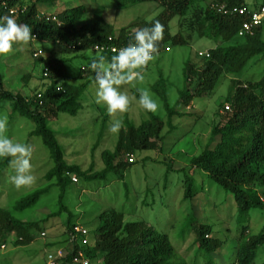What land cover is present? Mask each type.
<instances>
[{"label":"trees","instance_id":"obj_1","mask_svg":"<svg viewBox=\"0 0 264 264\" xmlns=\"http://www.w3.org/2000/svg\"><path fill=\"white\" fill-rule=\"evenodd\" d=\"M145 1H153L161 9L152 19L137 21V29L151 27L156 20L164 25L163 40L158 43V53L167 44L188 43L194 36L193 33L199 38H208L216 43L215 47L208 49V56L200 55L202 68H199L197 63L186 62L183 69L184 83L178 88L177 103L187 105L195 97L212 92L222 75H229L231 78L229 92L219 105L223 108L228 104L224 113L225 122L212 127L208 143L199 155L190 160L193 167L199 170L204 182L196 185L193 177L185 174L181 182H178L180 186L177 184L180 196L176 212L183 218V224L176 238L184 241L190 231H193L194 238L187 247L190 253H179L167 231L148 226L143 220L125 221L123 212L113 209L98 215V224L91 234L92 247L82 244V238L88 236V233L83 235L73 229L76 225L74 216L63 203L70 174L74 173L87 180H100L105 179L111 171L122 169L125 165L130 166L132 163L125 158L119 159L117 164L114 160L122 152L134 153L154 149L155 140L162 139L159 133L164 121L160 115L146 110L145 117L138 125L125 117L126 128L118 132L113 150L104 149L101 152L104 168L95 172L82 171L78 165L65 160L63 149L49 126L47 115L64 112L76 115L82 107L83 92L95 78L87 77L78 84L65 80L59 83L58 78L62 76L60 67H64V63L57 66V62L54 63L52 59H43L50 81L45 83V89L40 96L25 98L18 92L6 89L3 72L0 71V103L8 101L12 114L32 121L33 129L29 135L41 138L53 161L45 179H54L52 184L18 198L11 209L0 207V242L6 241L8 233L12 230L21 238L17 239V243L31 241L32 233L37 231L36 229L44 228L43 225L39 226L42 220L22 221L12 213L31 208L51 187L56 186L60 190V207L51 215L58 217L66 211V242L71 243V248L64 256L58 258L55 264H81L73 261L79 250L88 261L92 262L100 257L103 264H254L258 248L264 246V227L257 233L248 232L245 222L253 213L264 217V68L257 80L241 81L238 75H242L241 72L249 60L255 56H264V18L250 33L239 35L238 30L247 20V16L231 11L240 7L252 10L264 5V1L257 4L256 0H117L121 8ZM22 2L23 0H0V17L11 15L17 23L27 24L38 41L64 43L75 50H84L96 45L104 46L103 50H97L96 55L88 58L90 63L98 55H103L110 61L115 54L110 51L111 45L126 47L129 42H134L135 31L127 34L121 29L115 33L111 26L99 17L93 18L92 23H85L86 9L82 4L63 10L57 14V19H51L37 14L36 3L52 4L54 0H35L23 10ZM213 3L225 5L228 11L225 13L219 10ZM15 6L18 11L10 13V9ZM175 15L179 17L180 30L171 33L169 21ZM183 30H186L185 34L182 33ZM83 56L80 54V57ZM191 75L196 77L193 89L189 87ZM168 84L158 68L157 79L150 85V89L160 98L167 115L166 122L173 128L172 116L184 113L177 111L174 105L170 104ZM135 94L139 99L140 92L135 91ZM42 101L43 104L40 103ZM217 136H220L219 142L215 141ZM11 159L12 157L0 158V170L7 167ZM119 177L123 178L122 174ZM167 179L168 174L165 175L163 190L167 188ZM207 182L210 186L214 184L216 190L230 194L234 199L238 211L237 223L241 226L237 238H229L227 242L209 238L207 234L213 227L203 223L193 212V209H196L192 205L193 198L199 191H204ZM124 185L127 188L125 182ZM204 195H208V192ZM187 202L190 209L192 208L191 212L184 208ZM214 253L222 259L216 260ZM261 264H264V259Z\"/></svg>","mask_w":264,"mask_h":264},{"label":"rangeland","instance_id":"obj_2","mask_svg":"<svg viewBox=\"0 0 264 264\" xmlns=\"http://www.w3.org/2000/svg\"><path fill=\"white\" fill-rule=\"evenodd\" d=\"M34 1L23 0L21 9L23 10ZM263 1L256 0V3ZM78 4L85 6V23H92L93 18L99 17L110 25L115 33L122 29L127 34L136 31L139 26L137 21L150 20L161 9L153 1L128 4L121 8L117 0H54L52 4L36 3V12L39 16L57 19L59 12ZM17 11L18 7L15 6L9 12ZM16 16L17 14L14 15ZM178 22L177 15L170 19L171 33H177L180 30ZM85 31L88 33L87 28ZM182 33L185 34L186 30ZM193 34L188 43L167 44L160 53L155 54L154 59L142 70L144 76L142 82L134 81L132 84L119 86L120 91L128 95L131 101L127 112L109 116L106 105L96 102L97 85L93 81L83 92L82 107L76 115L65 112L47 115L49 126L55 132L65 160L70 164L78 165L82 171L86 172L100 171L104 168L101 152L104 149L113 150L118 135L109 131L112 122L121 120L123 122L121 129H125V117L135 125H138L145 117L144 109L139 105L135 91L146 89L150 92L158 104V110L155 113L164 121L159 133L162 139L155 140L154 149L134 153L122 152L114 160L117 164L119 159L125 158L132 163L130 166L125 165L122 169L111 171L105 179L100 180H87L74 173L70 174V182L66 186L63 203L74 216V223L87 230L86 242L82 244L92 247L91 234L98 224V215L113 209L123 212L125 221L143 220L148 226L152 225L159 230L167 231L177 251L182 254L188 252L187 247L194 238L193 231H190L184 241L176 238L183 224V218L176 212L180 196L177 184L180 186L178 182H181L185 174L192 176L196 185L202 183L203 179L199 170L193 167L190 160L193 156L199 155L208 143L212 127L225 122L226 108H221L219 105L225 100L231 86L230 76L222 75L212 92L195 97L187 105L182 102L177 103L178 88L184 83L183 69L186 62L197 63V66L202 68L200 55L204 56L205 51L216 46V43L208 38H199L196 33ZM262 38L264 40V33ZM97 50L95 47L75 50L64 43L56 44L36 39L28 44H13L11 53L0 56V71L3 72L5 88L18 92L25 98L32 95L40 96L45 89V83L50 81L43 59H52L54 63L57 62V66L64 63V67H60L62 76L58 78L59 83L65 80L78 84L87 77L95 78L88 58L96 55ZM34 53L37 55L35 56ZM80 54L84 56L80 57ZM158 68L169 83L170 104L174 105L177 111L184 113L172 116L173 128L166 122L167 115L160 98L150 89V85L157 79ZM263 68L264 56H255L248 61L241 72L242 75L238 77L241 81L257 80ZM189 79L191 80L189 87L193 89L196 85V77L191 75ZM40 103L43 104V101ZM4 117L8 121L6 135L13 142L26 143L32 147L31 174L36 178L31 186L17 189L10 180L11 176L15 175L14 166L9 163L7 167L0 170V207L11 209L18 198L54 182V179L50 181L45 179V174L53 166V161L41 138L29 135L33 129L32 121L12 114L8 101L0 103V118ZM219 138L220 136H217L215 141L219 142ZM120 174L123 178L119 177ZM167 174V188L163 190ZM59 192V188L53 186L31 208L22 212L13 211L12 214L22 221L42 220L39 226L43 225L44 228L36 229L37 231L32 233V240L27 243H17V239L21 238L14 230L10 231L6 241L3 242V247L0 242V264H46L49 253L58 250L63 253L61 256L67 253L71 248V243L66 242L67 213L63 211L58 217L51 215L60 207ZM206 192L208 195H204ZM192 205L196 208L193 209L196 216L203 223L213 227L207 234L209 238L227 242L229 238L238 237L241 226L237 223L238 211L230 194L220 189L216 190L214 184L210 186L207 182L204 191H199L193 198ZM184 208L188 212L192 211L188 202L185 203ZM245 225L248 232L257 233L264 227V217L259 213H253ZM41 232H44V235H41ZM257 253L254 264H261L264 259V246L258 248ZM213 256L216 260L222 259L215 253ZM89 263L103 264V261L98 257Z\"/></svg>","mask_w":264,"mask_h":264},{"label":"clouds","instance_id":"obj_3","mask_svg":"<svg viewBox=\"0 0 264 264\" xmlns=\"http://www.w3.org/2000/svg\"><path fill=\"white\" fill-rule=\"evenodd\" d=\"M0 21V56L11 53L13 44H28L35 39L32 28L27 24L17 23L13 16L0 17ZM163 33L164 25L156 20L151 27L137 29L133 36L134 42H129L119 50L113 49L115 54L110 61L103 55H98L92 60L90 68L95 73L96 102L106 105L109 116L128 111L130 98L120 91L119 86L144 80L142 70L154 59V55L158 54V43L163 40ZM139 92V105L147 112L155 113L158 104L150 92L146 89ZM7 124L6 117L0 118V158H13L10 163L14 166L15 175L11 176L10 180L15 188L31 186L36 180L31 174L32 147L26 143L13 142L6 135ZM122 126L123 122L116 120L110 124L109 131L118 133Z\"/></svg>","mask_w":264,"mask_h":264},{"label":"built area","instance_id":"obj_4","mask_svg":"<svg viewBox=\"0 0 264 264\" xmlns=\"http://www.w3.org/2000/svg\"><path fill=\"white\" fill-rule=\"evenodd\" d=\"M213 5L225 13L228 11L227 8L225 7V5H223V4L218 5V3H213ZM231 12H237L239 14L247 16V20L243 22L241 28L238 30V34L241 35L243 33H250L254 27H257L261 24V22L264 18V5H260L258 8H255L252 10H248L245 7L234 8ZM94 47L98 50L104 49V46H97L96 45ZM120 48H122V47H117L115 45H111L110 51L113 52V49L119 50ZM36 55L37 54H35V56ZM204 55L208 56L209 55L208 51H205ZM224 108L228 109V104H225ZM73 229L76 232L83 234V235H86V233H87V230L80 225L74 226ZM41 235H44V232H41ZM81 242L85 243L86 237L82 238ZM1 247H3V243H1ZM61 253L62 252L60 250H58L54 253H49V255L47 257V263L46 264H55L56 260L61 257ZM74 261L80 262L81 264H90L89 261L83 256V252L81 250H79L77 252V255L74 258Z\"/></svg>","mask_w":264,"mask_h":264}]
</instances>
